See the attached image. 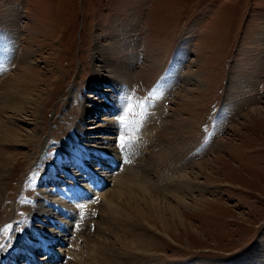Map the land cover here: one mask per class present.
<instances>
[{"label": "rangeland", "instance_id": "obj_1", "mask_svg": "<svg viewBox=\"0 0 264 264\" xmlns=\"http://www.w3.org/2000/svg\"><path fill=\"white\" fill-rule=\"evenodd\" d=\"M0 52V101L14 103L0 107V259L39 188L72 185L62 168L82 178L66 156L53 175L60 180L47 178L78 126L120 147L122 161L111 160V181L98 194L113 195L120 212L148 217L122 239L99 231L100 208L90 209V240L77 238L80 251L96 250L98 235L107 244L108 235L129 250L147 243L134 264H219L264 242V0H0ZM88 135L80 139L88 152L104 143ZM100 158L97 167L107 165ZM64 253L61 262L34 250L33 262L69 264ZM262 253L237 264H264ZM5 264L29 261L21 254Z\"/></svg>", "mask_w": 264, "mask_h": 264}, {"label": "bare ground", "instance_id": "obj_2", "mask_svg": "<svg viewBox=\"0 0 264 264\" xmlns=\"http://www.w3.org/2000/svg\"><path fill=\"white\" fill-rule=\"evenodd\" d=\"M2 57H4V54L0 52V58ZM119 85L121 86L122 84L119 83ZM11 96L15 98V96L13 95ZM10 103L12 102H4L1 99L0 101L1 109L2 108L5 109L6 106H8ZM13 104L14 103L10 104L9 107L13 108L14 106ZM16 106H18L17 102H16ZM152 116L153 114L147 116L148 122L151 120ZM148 122H146L142 126V132L150 131L151 126L147 124ZM111 124H113V120L108 119L107 126H110ZM74 132L75 133H71L70 136L63 141L62 155H59L56 159H54L53 164L49 166L47 171V178L52 177L55 179L54 181L60 180L61 175H57V174H56L57 176H53V175L55 174V171L58 169L60 164L63 162V158L65 156L68 157V159L70 158L72 161L76 162L75 165L77 166L75 167L78 168V170L80 171V175L82 178L80 177L77 178L75 174L68 173V167L65 169L62 168L63 171L62 174L69 176V178H71V180L73 181L76 180L72 185H70L69 187L65 186L64 188H56V189L39 188L37 198L32 205V212H31L32 215H30L29 217L30 219L25 222L23 229L20 230L18 235L13 239V243H14L13 250H10L7 253L6 257L0 259V264H5L6 260L13 261L15 258H18L21 254L25 255V258L29 261V264H33L34 250H39V251L44 250L45 255L44 257L42 256V258L46 257L47 259L50 258L49 256L55 254L57 258L58 257L60 258L61 262L64 261L63 256H65L61 254L62 252H65L64 254L71 255L72 260H70V263L72 264H78V263L79 264H134V261L138 258V255L145 254L146 252L149 251V249H147L146 242H143V244L140 246L136 245L134 248L137 251L133 250L134 248L131 250L127 249L124 246L126 241H120L119 242L120 244L118 243L123 247L110 245L109 243L110 240L108 239L109 238L108 235L109 236L112 235L115 230L116 232L118 231L117 233L121 232L117 235L122 236V239H124L127 233L131 234V232L133 231V227L134 228L140 226L142 227L143 225L148 224V219H147L148 217L147 215H145L144 211L141 213L138 212V210L129 211V212L124 210L120 212L118 210V207L117 209H114L115 203L112 201L113 195L109 200L108 195H102L103 193H100L99 195L96 190V188L99 187L101 184H103L105 181L106 182L111 181V179H108V177L111 178L110 176L112 174L110 173V175L108 176L106 173L109 171H105V170L111 167V163H112L111 160H113L114 162L115 160H117V162L122 161L121 157H119L120 147L116 144L114 145V140H112L113 136L103 137L100 135H95L93 134L94 132H90V128L86 129L83 128L82 126H78L76 131L74 130ZM13 134L15 136L21 135L16 131ZM83 134L84 135L91 134L88 135L89 137H86L90 140L91 139L95 140L94 139L95 137H100V138L103 137L104 143H102L101 141L99 143L94 144V146L90 147L89 149L92 151L88 152V150L85 149L86 147L85 143L81 142V140L83 141L85 140ZM9 136H10V140L15 137L12 134ZM98 144L100 145L98 146ZM124 147L126 148V146ZM125 151H127V149ZM97 156L101 158H106L107 165L104 164L101 167H97V165L100 166V164H96V162L93 161ZM86 160L90 165L86 164L87 163L85 162ZM8 162L9 160L7 161V163ZM89 162H93L95 164L92 165V163ZM90 166H92L91 168L94 167L95 169L94 170L89 169ZM6 167L7 164L6 161H4L2 165H0L1 175L3 173L2 171H4ZM97 170H99L100 174L102 175H100L97 172ZM3 181L4 179L0 177V187L1 184H3ZM77 181H81V182H77ZM85 181L86 183H84ZM65 183H67V181L63 180L61 185ZM179 183L180 186L186 185L187 186L186 188H188V190L198 187L197 185L195 186L193 180L192 181L180 180ZM55 185L57 186L59 185V183H55ZM50 196L51 199H47ZM94 197L96 200H98L99 198V201H96ZM98 207L100 208V213L97 219L98 221L97 227L99 231L102 228L103 231H106L108 233V235L105 236L106 238L102 237V239L105 240L106 243L107 242L108 243L105 244L103 241L99 240L98 238L101 235H98L93 239V241H95V244L96 246H98V248L94 251L91 252L89 251L90 253L86 254L85 252L82 251V249L80 251V248L82 247L77 243L78 242L77 238L79 236H82L85 237L84 238L85 240H90V237L88 235L89 222L90 220L92 221L93 218L92 216H90L92 213L91 210H94V208H98ZM167 208H169V210L171 211V215H173L175 221H179L182 224L183 219L181 218L180 213L177 210H175V207L172 205H168ZM150 211L153 212V209H150ZM151 212L150 214H153ZM156 212L157 213L159 212V208L157 209ZM152 217H156L158 222H160L162 229H164V227H168V222L165 220L166 218L164 219V217H162V215L153 214ZM123 218H125V220ZM122 221L125 222L124 227H121L123 225ZM127 223H129V225ZM172 223L174 224V222ZM58 237L61 238L59 240H63L64 242L63 244L60 245V247L54 248L53 243L57 240ZM258 244H259L258 246L256 245L255 247L252 248L253 250L251 252L248 253L246 252L242 259H237L238 260V261L236 260L237 262L236 261L220 262L219 264H237L240 262L245 263L248 262L246 261L247 259H249L250 261L252 259L253 260L256 259L254 258L253 254L255 253L258 255L260 251H263L264 249V242ZM68 245H71V248H67ZM74 245H75V249H74ZM84 254H86V256L90 255L91 258H88L86 256L84 258L83 257ZM260 256H264V253H262ZM87 258L88 261H86ZM74 260H77V262ZM55 264H62V263H60L59 261L56 262ZM260 264H262V262Z\"/></svg>", "mask_w": 264, "mask_h": 264}]
</instances>
